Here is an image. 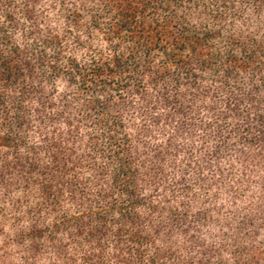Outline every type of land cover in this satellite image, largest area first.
I'll list each match as a JSON object with an SVG mask.
<instances>
[{
    "label": "trees",
    "instance_id": "trees-1",
    "mask_svg": "<svg viewBox=\"0 0 264 264\" xmlns=\"http://www.w3.org/2000/svg\"><path fill=\"white\" fill-rule=\"evenodd\" d=\"M0 264H264V0H0Z\"/></svg>",
    "mask_w": 264,
    "mask_h": 264
}]
</instances>
